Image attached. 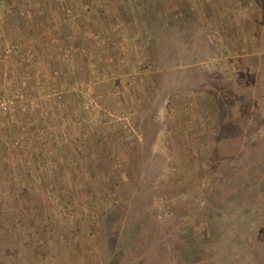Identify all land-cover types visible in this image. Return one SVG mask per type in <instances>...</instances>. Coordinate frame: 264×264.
Returning a JSON list of instances; mask_svg holds the SVG:
<instances>
[{
  "label": "rangeland",
  "instance_id": "obj_1",
  "mask_svg": "<svg viewBox=\"0 0 264 264\" xmlns=\"http://www.w3.org/2000/svg\"><path fill=\"white\" fill-rule=\"evenodd\" d=\"M236 151L264 172V0H0V264H262L250 217L199 247Z\"/></svg>",
  "mask_w": 264,
  "mask_h": 264
},
{
  "label": "trees",
  "instance_id": "obj_2",
  "mask_svg": "<svg viewBox=\"0 0 264 264\" xmlns=\"http://www.w3.org/2000/svg\"><path fill=\"white\" fill-rule=\"evenodd\" d=\"M221 126H223V123L220 124L218 132L224 135L227 132L225 128H222ZM226 137H229H224L227 141L231 140L230 136ZM224 138H220L219 142H223V140H225ZM244 155L245 154H243L242 151H236V160H233L231 157H224L226 156L225 154L220 156L218 160H215L213 162L210 167V169L212 170L208 171L211 174V177L206 183V189L203 190V193L206 194L207 200H209H206L204 204H201L200 207H198L199 210H214L215 212H218V214H221L222 212L229 216L221 217L216 220L214 219L219 217V215H215V217L211 216V220H213V222L215 223L214 227L212 224H202L204 230L200 238L203 239H199V247H202L204 244L206 245V242H208L209 244H211V246H215L216 252L218 255H220V257L223 256L222 252L220 251V247L221 249H224L226 247V244L223 242L224 227L228 228L230 232H236L241 228L250 225V222L255 224L257 232L259 231L261 235L260 238H258L261 243L259 244V248H264V206L259 208L260 205H258L257 207L254 206V208H251L254 203L261 202L264 199V172L262 170L261 164L259 166V164L249 162L247 159H245ZM126 204L127 203L124 202V208H127ZM112 211H117L116 206L115 208L111 209L110 212ZM239 216L250 217V222H240ZM211 220H208V223H213ZM141 222L142 221L139 219L137 224ZM193 225H189L190 229ZM185 227L188 226L185 225ZM181 229L182 227H179L178 230L180 231ZM134 234L137 235V237H134L133 234H128L127 237L124 238L117 236L116 233L112 234V239L110 238V241L112 240V242L110 245L112 248L116 249V252L119 251L120 258H125L124 255L125 252H127V249L124 248L130 246L133 243L132 240L135 243H137V241H140V243L144 245L143 241L139 238V234L137 232ZM194 239L197 238L194 237ZM191 242L194 247L197 246V244H195V242L191 241L190 239L189 243ZM126 243H128V246L126 245ZM134 247H132L134 251L139 250L138 248L136 249ZM143 248L147 249L146 246H144ZM183 249L186 250L183 254L185 256H188V253L190 251L187 250V247ZM191 252H194V250H192ZM203 253L204 249H198V251L196 250V252L191 254L192 260L197 261L199 257L203 255ZM107 263L110 264L109 261ZM262 264H264L263 261Z\"/></svg>",
  "mask_w": 264,
  "mask_h": 264
}]
</instances>
